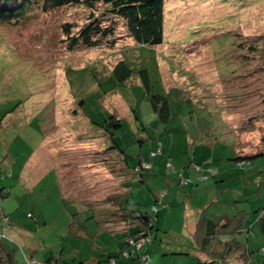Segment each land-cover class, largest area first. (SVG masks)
<instances>
[{
    "label": "rangeland",
    "instance_id": "1",
    "mask_svg": "<svg viewBox=\"0 0 264 264\" xmlns=\"http://www.w3.org/2000/svg\"><path fill=\"white\" fill-rule=\"evenodd\" d=\"M164 9V40L155 46L128 37L113 48L69 50L61 25L85 22L87 9L80 5L0 22V228H10L4 238L22 264H49L46 257L61 252L92 259L105 257L97 255L102 249L128 248L125 231L103 232L95 217L85 223L96 237L69 228L72 212L90 213L81 203L66 207L57 172L69 199L120 190L110 167L95 161L103 140L81 137L88 117L102 121L111 114L122 119L113 130L130 164L143 158L154 163L126 194L159 216L156 240L142 247L150 252V264H199L197 230L190 222L240 209L247 219L235 236L251 254L243 259L237 250L228 262L264 264L258 224L264 153L238 158L264 151V0H165ZM125 58L147 67L154 91L168 95L172 115L166 123L158 120L139 76L120 82L113 74ZM78 107L84 114L73 113ZM182 174L186 183H180ZM185 250L190 253L172 254Z\"/></svg>",
    "mask_w": 264,
    "mask_h": 264
},
{
    "label": "trees",
    "instance_id": "2",
    "mask_svg": "<svg viewBox=\"0 0 264 264\" xmlns=\"http://www.w3.org/2000/svg\"><path fill=\"white\" fill-rule=\"evenodd\" d=\"M66 5H80L87 9L84 23L66 21L61 25L63 41L69 50H73L76 47L93 48L107 46L113 48L119 39L128 37L133 39L137 45L146 46H155L164 40L165 0H0V22H23L33 15V11L41 10L45 12ZM240 47L242 48L243 45L241 44ZM251 47L254 48L255 46ZM112 72L120 82L128 80L133 75L139 76L152 101L158 120L162 123L169 121L172 115L169 97L167 94L154 91L150 71L147 67H134L125 58L118 61ZM77 101H79L81 106L82 104L84 105L83 96L79 97ZM13 109L11 108L8 112ZM72 111L77 114L81 111L84 114L85 110L78 107ZM4 116L5 114L2 115L1 126ZM118 116L111 114L102 121L88 117V126L82 130L81 137L85 139L86 137H100L103 140L101 149L95 152L98 153L96 155L98 158L95 161H101V164L110 167V172L117 178L119 183L117 188H120V190L100 195L97 198L86 194L85 200L80 196H74V199H69L62 189L60 178L59 181L66 207L70 203L77 202L86 207L90 213L86 216L82 214V211L76 210L72 212V218L69 223L71 230L78 233L82 231L85 234L84 237L87 238L96 237V234L92 233L88 224L86 225L85 223L87 219L95 217L100 224V229L105 230L103 232H106V230L125 231L124 237L128 248L121 246L113 253L102 249L101 251L104 253H100V251L97 255L105 257L92 256V259L79 258L76 254L72 258H66L63 252H61L60 257L51 254L45 259L50 262L49 264H103V262L106 264H119L121 260L126 259L132 262H141V264H150L151 262L150 252L142 250V247L146 243L156 240L157 231L161 230L159 216L144 210L138 203L130 202L126 194L129 193L130 187L133 186L130 182L138 175L144 181V172L152 170L154 163L152 160L141 159L138 164H130L126 146H122L118 142L115 137L116 130H113V127H122V119ZM110 120L111 122L108 123ZM152 152L157 155L162 151L158 149V151ZM263 153L264 151L243 154L238 158L240 159L239 161L251 160L253 157ZM146 163L151 165L145 167L144 164ZM197 165L198 167L201 166L199 163ZM179 179L180 183L187 182L183 174L179 176ZM162 203L165 202L162 201ZM84 212H86V209ZM246 219L247 211L244 209H240L232 215L223 214L215 218H207L205 215L201 216L195 234L196 246H198V248H195L198 255V263L229 264V255L237 252V250L240 251V256L243 259L250 255L251 250L246 247L244 242L238 241L235 236L236 233L242 231ZM258 224L260 230L264 233V208L259 210ZM132 225H137L139 228L132 231L130 228ZM1 228L3 230L0 231V264H22L16 258L15 249L9 246L4 238L8 226H1ZM223 233H228L231 237L222 239L221 235ZM188 253H190L189 250L172 251V254ZM31 264L38 263L33 261Z\"/></svg>",
    "mask_w": 264,
    "mask_h": 264
},
{
    "label": "crops",
    "instance_id": "3",
    "mask_svg": "<svg viewBox=\"0 0 264 264\" xmlns=\"http://www.w3.org/2000/svg\"><path fill=\"white\" fill-rule=\"evenodd\" d=\"M44 142H45V136L41 138L40 143L37 145V147H36V153L42 151L41 147L43 146ZM34 151H35V150H34ZM143 160H146V159L143 158ZM27 162H28V161H27ZM57 172H58V179H59V178H60L59 171H57ZM59 185H60V181H59ZM196 223H197V224H196ZM197 225H198V222H197V221H195V222H190V226H192V228H193V233L196 231ZM2 230H3V229L0 228V231H2ZM10 231H11V230H10V228H9V229L6 231V233L9 234ZM79 235H80V236H82V235L84 236L85 234L81 231V232L79 233ZM229 264H230V263H229Z\"/></svg>",
    "mask_w": 264,
    "mask_h": 264
},
{
    "label": "built area",
    "instance_id": "4",
    "mask_svg": "<svg viewBox=\"0 0 264 264\" xmlns=\"http://www.w3.org/2000/svg\"><path fill=\"white\" fill-rule=\"evenodd\" d=\"M145 165V167H149L151 164H148V163H146V164H144ZM146 264V263H145Z\"/></svg>",
    "mask_w": 264,
    "mask_h": 264
}]
</instances>
